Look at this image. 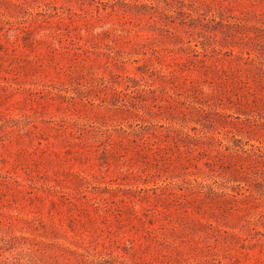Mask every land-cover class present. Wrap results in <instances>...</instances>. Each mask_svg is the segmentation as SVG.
Returning a JSON list of instances; mask_svg holds the SVG:
<instances>
[{"label": "rangeland", "instance_id": "obj_1", "mask_svg": "<svg viewBox=\"0 0 264 264\" xmlns=\"http://www.w3.org/2000/svg\"><path fill=\"white\" fill-rule=\"evenodd\" d=\"M0 264H264V0H0Z\"/></svg>", "mask_w": 264, "mask_h": 264}]
</instances>
